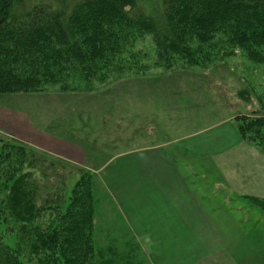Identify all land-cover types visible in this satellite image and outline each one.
I'll use <instances>...</instances> for the list:
<instances>
[{"label":"trees","instance_id":"obj_1","mask_svg":"<svg viewBox=\"0 0 264 264\" xmlns=\"http://www.w3.org/2000/svg\"><path fill=\"white\" fill-rule=\"evenodd\" d=\"M134 32L150 36L156 64L168 68H205L236 53L264 63V0H0V100L87 91L124 68L139 73L127 44ZM233 121L241 140L264 152V116ZM33 158L38 172L55 166L63 173L58 158L1 138L0 220L13 221L17 240L9 247L0 233V264H23V249L36 264L114 263L116 256H99L94 243L90 172L80 173L61 209L27 171ZM247 198L264 210V199Z\"/></svg>","mask_w":264,"mask_h":264},{"label":"rangeland","instance_id":"obj_2","mask_svg":"<svg viewBox=\"0 0 264 264\" xmlns=\"http://www.w3.org/2000/svg\"><path fill=\"white\" fill-rule=\"evenodd\" d=\"M129 40L131 42L127 44L134 46L132 50L136 66L132 67L139 70L137 74L128 73L129 70L125 68L120 72L114 69L115 72H110L108 79L95 82L92 89L87 91L47 90L13 94L0 100V108L28 115L35 127L61 136H71L84 149L86 161L58 159L60 161L56 165L64 175L55 172V166H48L44 172H38L39 165L35 164V158L33 165L27 167V171L33 172L36 181L41 178L42 190L47 191L50 197L57 198L51 206L61 204V209H65L74 183L80 173L85 171L92 175L93 201L94 198L101 200L105 196L102 177L106 178L108 174L98 168L105 166L120 152L160 143L169 137L189 135L205 127H214L226 115L264 116V63L252 62L236 53L224 57L226 63L205 68H168L164 63L156 64L154 46L148 34L134 32ZM127 55L124 54V59L128 62ZM9 132V128L2 124L0 140L11 137L28 144ZM241 143L257 150L264 159L261 148L243 140ZM239 158L229 155L217 160L216 156L211 155L201 167L200 162L204 158L186 156L183 161L177 160V163L185 168L191 183L198 180L199 176L203 180L206 178L210 182L211 191L214 190L211 182L215 176L213 172L204 169H216L215 164L219 163L218 169L222 165L220 171L228 177L234 165L241 168L248 162L245 156L240 155ZM247 172L246 169L245 175L240 178L239 191L247 190L244 188ZM35 188L39 193L40 188ZM232 189L224 187L222 193L227 194ZM214 192L216 195L221 194V189L217 188ZM228 195L231 196V193L228 192ZM249 195L252 194L234 192V198L239 196V204L248 211L245 214L233 213L236 217L234 220L225 218L223 222L228 226L229 234L208 235L209 248L205 254L195 252L183 257L174 251L171 252V259L164 260L163 264H264V210L251 203L247 198ZM3 196L4 193H0V199ZM49 215L50 219L52 214ZM100 219L99 225L103 222ZM94 222L93 204L92 233ZM117 223L118 227L114 228L113 234L107 230V234L98 230L94 237L98 247L104 248L105 242L111 241L114 249L127 251L117 252L116 261L112 264H153L149 258L151 252L146 246L147 238L120 236L125 229L119 218ZM13 226L11 219L0 220V233L9 247H15L17 240ZM221 228L227 230L223 226ZM213 238L216 240L212 241ZM218 247H222V250ZM21 260L23 264H36L26 249H23Z\"/></svg>","mask_w":264,"mask_h":264},{"label":"crops","instance_id":"obj_3","mask_svg":"<svg viewBox=\"0 0 264 264\" xmlns=\"http://www.w3.org/2000/svg\"><path fill=\"white\" fill-rule=\"evenodd\" d=\"M8 110L0 108V112H4L0 113V126L5 124L13 136L55 158L70 162L86 161L84 149L71 136L41 130L32 124L28 115ZM215 125L189 135L169 137L160 143L120 152L105 166L98 168L108 174L106 178L102 177L105 196L93 201L95 222L92 235L99 256L110 259L115 258L113 256L117 252H127L114 249L111 241H106L104 248L98 247L94 238L98 230L113 234L114 228L118 227L117 218L125 229L120 236L147 238L146 246L151 252L149 258L153 264H163L164 260L171 259V252L174 251L183 257L195 252L205 254L209 248L208 235L229 234V228L223 222L225 218L234 220L233 213L245 214L248 211L239 204V196L234 198V192L242 191L264 198L262 156L257 150L241 143L233 115L222 117ZM211 155L217 160L229 155L232 158L245 156L248 160L247 166L238 168L234 165L228 177L220 171L222 165L218 169L219 163L215 164L216 169H204L214 173L211 182L214 190L221 189V194L217 195L213 189L209 191L210 182L206 178L203 180L199 176L191 183L185 168L177 163L186 156H198L204 158L200 162L203 167V162L207 163L206 159ZM246 169L244 188L247 190L239 191L240 178L245 175ZM224 187L233 188L228 191L231 196L228 192L222 193ZM100 217L103 222L99 225ZM215 240L213 238L212 241ZM219 249L222 250V247Z\"/></svg>","mask_w":264,"mask_h":264}]
</instances>
